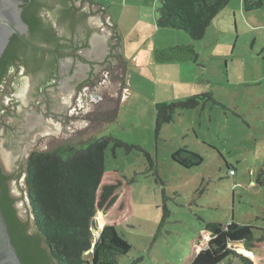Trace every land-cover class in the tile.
<instances>
[{
	"label": "rangeland",
	"instance_id": "obj_1",
	"mask_svg": "<svg viewBox=\"0 0 264 264\" xmlns=\"http://www.w3.org/2000/svg\"><path fill=\"white\" fill-rule=\"evenodd\" d=\"M260 2L246 11L242 0H230L197 40L182 30L157 26L159 0L146 6L145 13L129 9L120 20L119 30L130 32V38L123 43L114 121L77 148L112 138L104 167L133 179L132 216L116 228L131 248L118 264H179L192 236L200 238L201 247L207 244V222L252 224L256 237L264 235V185L257 183L259 175L264 179V0ZM136 18L140 27L152 25L155 34L128 29ZM176 46L192 47L196 60L188 59V49L168 50ZM157 50H167L161 54L166 60L156 59ZM205 92H212L215 102L175 110L156 135L158 104ZM179 147L196 152L202 162L180 166L170 156ZM143 151L154 160L151 170ZM24 186L26 190L25 181ZM102 226L98 212L91 227L94 240L92 229L99 234ZM218 264L240 263L230 257Z\"/></svg>",
	"mask_w": 264,
	"mask_h": 264
},
{
	"label": "trees",
	"instance_id": "obj_2",
	"mask_svg": "<svg viewBox=\"0 0 264 264\" xmlns=\"http://www.w3.org/2000/svg\"><path fill=\"white\" fill-rule=\"evenodd\" d=\"M229 1L159 0L156 24L162 28L182 30L197 40L204 36L211 21ZM260 3L258 0L255 5L259 6ZM23 18L36 28L42 25L40 20L30 22L25 13ZM16 39V35H13L11 43ZM9 49H6L0 64L7 57ZM185 49L190 53L188 59L196 60L197 55L192 47L176 46L168 50ZM165 51L157 50L156 59L166 60L161 57ZM206 100L215 102L212 92L195 94L169 104H158L156 135L162 123L172 120L175 110L193 109ZM111 140L109 137L96 139L86 148L74 149L67 158L60 155L63 149L30 153L25 185L37 229L35 235H29L26 224L18 218L15 199L10 195L7 183L10 176L3 174L0 169V210L22 264L48 263L51 259L56 264H118V257L130 250V244L117 233L116 228L132 216L133 179L115 169L104 167V151ZM115 142L126 145L119 140ZM143 154L147 158L149 170L153 169L154 160L146 151ZM170 156L185 168L197 166L203 160L187 147H179ZM257 183L264 185L260 175ZM98 212L102 214L103 226L94 240L91 227ZM166 214L164 211L163 216ZM254 228L252 224L233 221L225 226L207 222V244L201 247L200 238L192 236L188 241V250L179 264H218L230 257L238 259L240 264H264V235L256 237ZM40 241L46 244L47 251L40 248ZM233 243H238L236 246H242L251 255L237 250L236 246H232Z\"/></svg>",
	"mask_w": 264,
	"mask_h": 264
},
{
	"label": "flooded vegetation",
	"instance_id": "obj_3",
	"mask_svg": "<svg viewBox=\"0 0 264 264\" xmlns=\"http://www.w3.org/2000/svg\"><path fill=\"white\" fill-rule=\"evenodd\" d=\"M21 1L19 6L22 8V18L25 13L30 22H42V25L36 28L23 18L28 25L25 38L36 46L57 50L63 62L59 63L56 54L52 52L28 46L16 34L13 35H16L17 39L11 43L13 35L10 37L0 57L1 62L6 49L10 48L7 57L0 64V97L6 95L3 96L5 105L0 104V107L4 109L5 106L12 105L15 109L22 105L16 122L12 125L4 123L6 128H10L6 133L13 139L12 144L15 145L14 149L18 155V182L25 181L30 153L40 151H30L31 144L26 142L25 149H22L24 137L40 132L41 127L48 129L45 131L47 134L52 130H63L68 115H79L80 112V117L83 116L87 120V116L92 112L91 105L110 102L108 100L118 91L112 89L114 80L119 79V62H115V59L121 57L118 53L113 54L110 49L108 41L112 37L105 39L103 35L97 34V27L105 25L102 20L99 23L93 22L94 16L101 19V15L95 11L90 1ZM91 42H94L96 47L88 56L84 50L92 49ZM10 44L12 46L9 47ZM35 137H41V134ZM60 147L56 149H64ZM0 169L3 174L10 176L1 163ZM10 178L7 183L12 196Z\"/></svg>",
	"mask_w": 264,
	"mask_h": 264
},
{
	"label": "water",
	"instance_id": "obj_4",
	"mask_svg": "<svg viewBox=\"0 0 264 264\" xmlns=\"http://www.w3.org/2000/svg\"><path fill=\"white\" fill-rule=\"evenodd\" d=\"M90 3L93 5L96 12H98L101 15V19H99L97 16H94L92 18L93 22L104 23L105 26H98L97 27V34L103 35L104 38H109L108 43L110 44V49L112 50L113 54L118 53L120 54V44H119V38L116 33V30L114 28L113 23L111 22L110 18L106 14V12L98 6L96 3H94L91 0ZM21 0H0V57L2 53L4 52L10 37L13 34H16L18 37L22 39L28 46L40 50V51H48L56 54L59 63H62L63 60L60 58V53L57 50L36 46L32 43H30L24 36V34L27 32L28 25L22 18V8L19 6L21 4ZM92 49H85L84 52L89 56L92 54L93 50H95V43L91 42ZM103 48V47H102ZM117 54V56H118ZM115 62H119L117 67L119 70V79L114 80L113 88L114 90H118L117 93H113L114 97H111L110 102H105L103 105H97L94 104L91 105L90 109L92 112L87 116V120L82 116L80 117L81 113L79 112V115H68L65 122L66 125H63V130L58 129L57 131L52 130L50 134H47L45 131L48 129L41 127L40 132L32 133L27 137H24L23 145L21 146L22 149H25V142L31 144L30 145V151L31 150H40V151H48L53 150L56 148H64L60 155L62 157L66 156L69 152L73 151L74 149H77L79 147H82L86 144H88L94 137L101 135L106 132L108 126L114 121L115 113H116V107H117V101H118V95H119V87H120V81L122 76V70L124 68L125 62L121 57L115 59ZM119 84L118 86H116ZM21 92V90L19 91ZM18 94V91L16 95ZM21 94V93H20ZM5 97L6 95L3 94ZM2 98L0 97V104L5 105ZM2 99V101H1ZM6 101V99H5ZM24 102V100H23ZM7 105V104H6ZM13 106H5L0 107V163L3 167V169L10 174V189L12 197L15 199L14 207L16 209V214L19 219L24 221L26 224V231L29 235H35L37 233V230L34 226L33 219L31 216V210L30 206L28 204L27 194L24 186V180H21L18 182L16 180L17 174H16V165L18 163V155L15 152L14 146L12 144V138L8 136L6 132H9L10 128H6L7 126H4V123H7L9 125H12V123L16 122L18 114L21 113V107L17 106L15 109L12 108ZM109 108V109H107ZM3 109V111L1 110ZM107 109V110H106ZM75 112V111H74ZM78 112V111H77ZM75 112V113H77ZM57 129V127H54ZM53 128V129H54ZM65 130H68L67 132ZM41 134V137H35V135ZM16 174V176H15ZM92 231L97 235L98 232H96L95 229H92ZM94 245V242L92 246ZM40 248L44 251H47V246L43 241H40ZM89 251H86L85 254H87ZM251 255V252L248 253ZM0 264H22L15 247L13 246L7 225L4 221V218L2 216L1 210H0ZM40 264H56L53 259L46 262H41Z\"/></svg>",
	"mask_w": 264,
	"mask_h": 264
},
{
	"label": "crops",
	"instance_id": "obj_5",
	"mask_svg": "<svg viewBox=\"0 0 264 264\" xmlns=\"http://www.w3.org/2000/svg\"><path fill=\"white\" fill-rule=\"evenodd\" d=\"M94 3H96L98 6H100L108 15L110 18L111 22L114 25V28L116 30V33L119 38V44H120V54L124 53L123 49V43L127 36L130 35V32H127V34H122L121 30H119V22L120 20L122 21L123 15L131 13V11H134L135 14H140V13H145V7L148 6L150 7L152 3H154L155 0H91ZM258 0L252 3H248L247 0H242L243 3V9L248 11L249 9L257 8L255 4L257 3ZM255 5V6H254ZM130 9V10H129ZM235 13V12H234ZM139 18H136L135 22L132 23L128 29H139V30H145L146 33H149V36L152 34H155L156 30L151 25V28L147 25V27L139 26ZM136 31L134 33L139 32ZM135 37L137 39L139 38V34H135ZM130 38V36L128 37ZM102 215V214H101ZM206 237H209V233H207ZM209 239V238H208Z\"/></svg>",
	"mask_w": 264,
	"mask_h": 264
},
{
	"label": "bare ground",
	"instance_id": "obj_6",
	"mask_svg": "<svg viewBox=\"0 0 264 264\" xmlns=\"http://www.w3.org/2000/svg\"><path fill=\"white\" fill-rule=\"evenodd\" d=\"M101 222V221H100ZM236 249L237 250H239V251H241V252H243V253H246V254H248L249 252L248 251H246L244 248H242V247H240V246H236Z\"/></svg>",
	"mask_w": 264,
	"mask_h": 264
},
{
	"label": "built area",
	"instance_id": "obj_7",
	"mask_svg": "<svg viewBox=\"0 0 264 264\" xmlns=\"http://www.w3.org/2000/svg\"><path fill=\"white\" fill-rule=\"evenodd\" d=\"M230 174H233V171H230Z\"/></svg>",
	"mask_w": 264,
	"mask_h": 264
}]
</instances>
